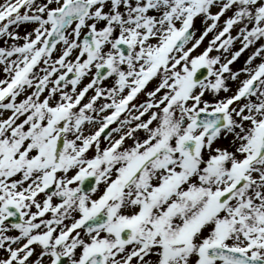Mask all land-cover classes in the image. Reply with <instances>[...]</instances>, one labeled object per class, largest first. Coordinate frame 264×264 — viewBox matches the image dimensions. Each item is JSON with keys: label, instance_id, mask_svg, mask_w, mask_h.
<instances>
[{"label": "snow or ice", "instance_id": "obj_1", "mask_svg": "<svg viewBox=\"0 0 264 264\" xmlns=\"http://www.w3.org/2000/svg\"><path fill=\"white\" fill-rule=\"evenodd\" d=\"M0 264H264V0L0 2Z\"/></svg>", "mask_w": 264, "mask_h": 264}]
</instances>
